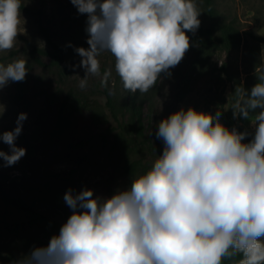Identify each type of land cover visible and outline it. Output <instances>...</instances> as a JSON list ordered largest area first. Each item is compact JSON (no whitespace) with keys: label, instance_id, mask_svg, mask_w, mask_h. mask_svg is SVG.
<instances>
[{"label":"clouds","instance_id":"clouds-1","mask_svg":"<svg viewBox=\"0 0 264 264\" xmlns=\"http://www.w3.org/2000/svg\"><path fill=\"white\" fill-rule=\"evenodd\" d=\"M70 2L86 14L88 47L68 44L81 57L70 65L85 71L81 89L100 74L98 57L108 52L123 88L147 93L161 74L171 75L190 47L188 32L201 23L195 0ZM23 6L0 0V52L13 49L23 33ZM26 64L23 58L0 63V89L23 81ZM254 74L256 83L235 89L230 107L234 119L250 121L251 132L223 123L226 109L181 106L157 123L162 152L147 171L110 196L66 190L71 213L58 233L14 264H222L238 255L236 264H264V65ZM111 75V68L103 72L102 86ZM26 119L20 112L15 127L0 133L8 146L0 149L4 167L26 154L15 143Z\"/></svg>","mask_w":264,"mask_h":264},{"label":"rangeland","instance_id":"rangeland-1","mask_svg":"<svg viewBox=\"0 0 264 264\" xmlns=\"http://www.w3.org/2000/svg\"><path fill=\"white\" fill-rule=\"evenodd\" d=\"M20 31L13 49L0 52L2 63L15 58L27 61L29 70L21 82H11L0 89V133L11 130L20 112L27 113L21 134L15 143L26 149V154L16 164L3 166L0 158V177L6 179L9 187L16 188L30 197L39 212L47 219L34 218L29 212L4 201L0 196V264H14L12 256L19 259L31 249L23 243L25 236L37 240L39 245L48 243L50 237L59 230L49 221L63 223L71 213L63 195L72 188L79 192L87 187L94 195L110 196L116 189L130 182L131 174L124 168L129 158L139 160L136 174L147 171L162 152L163 142L156 138L157 123L181 106H193L197 110L215 113L222 111L221 120L228 127L238 130H253L248 120L233 118L230 108L234 102L239 79L244 83L247 69L254 66L255 54H251L243 44L228 55L227 52L212 46L201 50L198 29L188 32L190 47L180 63L171 69V75L161 74L155 87L147 93L132 94L123 88L114 70V57L103 52L98 57L101 71L99 75L88 77L87 87L81 89L79 81L85 75L79 65L81 57L68 46L87 48L86 14H79L70 0H23ZM201 11V25L207 28L211 16L205 0H195ZM216 16L219 20L232 21L243 33L250 46L260 48V65H264V0H214ZM49 27L56 40L67 48L68 66L65 76L59 77L44 65L36 64L37 59L49 63L51 56L39 52L31 54V48L38 46L49 49L40 31V26ZM112 69L107 89L111 88L118 102L135 97L142 106L143 136L146 143L139 148H128L126 154L113 153L109 143H103L100 134L107 132L116 121L107 107V97L102 93L103 72ZM81 76V77H80ZM24 83L22 87L21 83ZM84 91L99 104L104 116L94 119L86 107L77 103L64 107L62 102L68 92ZM62 103V104H60ZM258 111V109H257ZM67 118V121H66ZM0 149L8 146L0 141ZM132 175V176H134Z\"/></svg>","mask_w":264,"mask_h":264},{"label":"trees","instance_id":"trees-1","mask_svg":"<svg viewBox=\"0 0 264 264\" xmlns=\"http://www.w3.org/2000/svg\"><path fill=\"white\" fill-rule=\"evenodd\" d=\"M205 3V7L211 16V22L207 28H204L201 24L198 28L200 37H204L200 40V49L209 50L212 46H218L231 56L233 52L239 50L244 44L246 48H249L248 50H250L249 52L251 54L256 55L255 64L252 68L246 70L245 73L247 76L244 83L239 79L237 89H250L256 83V77L254 74L255 69L261 67L260 60H257L260 55L259 46H257V49L250 46L249 41L247 39L245 40L243 33L234 22L223 21L217 18L214 0H205ZM22 9H26L25 4ZM40 31L46 39L49 49L33 46L31 48V54L36 52L47 54L51 56V60L49 63H43L41 60L37 59L36 64L44 65L48 70L56 73L59 77L65 76L64 72L68 66L67 48L56 40L55 35L51 32L49 27L41 25ZM251 36L258 41H264V38L261 36H254V34ZM0 63H2V59H0ZM21 84L22 87H24V83L22 82ZM102 93L107 97L106 104L111 116L116 121V125L109 126L107 132L100 134L101 141L104 144L106 142L109 143L112 152L121 155L126 154L129 151L128 148L131 151L132 148H139L140 146L145 145L146 143L143 139L144 125L142 120V106L137 102L136 98L132 97L129 101L124 100L118 102L117 95L115 93L109 94V89L105 86ZM73 102L89 109L94 119L100 120L104 116L102 110H100L99 104H97L94 99L88 97V94L84 91L68 92L66 98L62 102L63 104L60 103L62 104L60 107L61 110H64V107L66 106H72ZM139 163H141L139 160L130 161L128 158L124 162L125 171L131 175L136 174ZM7 185V180L0 177V196L4 201L28 211L29 215L33 216V221H36L34 218L37 217L43 218L44 220L47 219L41 212H39L35 202L30 197L16 188H11ZM49 223L57 230H59L62 224L56 221H49ZM23 243L30 249L35 246H40L37 243V240L30 236H25L23 238ZM43 245L46 244L43 242ZM12 259L14 262L17 260L15 256H12ZM239 259V255L232 258H224L222 264H236V261Z\"/></svg>","mask_w":264,"mask_h":264}]
</instances>
